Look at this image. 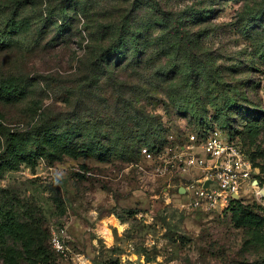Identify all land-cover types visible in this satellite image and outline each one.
<instances>
[{
    "label": "rangeland",
    "instance_id": "1",
    "mask_svg": "<svg viewBox=\"0 0 264 264\" xmlns=\"http://www.w3.org/2000/svg\"><path fill=\"white\" fill-rule=\"evenodd\" d=\"M42 1L44 9L56 0ZM162 2L183 14L179 30H170L173 18L164 27L153 24L157 18L150 6L131 20L147 46L138 59L155 61L148 67L137 65V58L110 73L90 65L83 7L93 19L106 15L99 25L118 30L123 14L116 9L130 5L117 7L116 0H75L78 10L68 8L72 21L63 31L39 25V39L28 36L17 45L5 40L7 47L0 49V207L16 216L23 232L20 241L0 243V264H32L24 242L39 230L50 249L54 236L64 247L41 264H264V199L255 198L258 189L248 191L239 211L254 215L255 222L242 225L232 206L192 207L201 171L169 163L191 152L193 133L185 119L176 117L160 68L172 59L183 62L190 50L183 45L179 53L159 55L161 46L174 44L179 34L200 38L197 54L208 52L225 85L222 100L209 99L206 117L229 130L264 185V0ZM0 4L6 5V16L14 8L8 0ZM198 10L203 17L189 22L188 14ZM4 19L0 15V23ZM123 79L128 83L121 89L117 83ZM6 84L25 89L26 95L15 100L4 95ZM233 97L235 103L225 110L229 105L223 103ZM44 124L59 133L76 132L74 148L88 147L91 135L108 136L103 141L110 153L75 159L60 147L54 156L35 153L33 162L8 153L9 133L23 142ZM164 126L170 136L163 150L171 152L165 161L150 159L149 134L155 130L163 138ZM194 152L203 155L200 148Z\"/></svg>",
    "mask_w": 264,
    "mask_h": 264
},
{
    "label": "trees",
    "instance_id": "2",
    "mask_svg": "<svg viewBox=\"0 0 264 264\" xmlns=\"http://www.w3.org/2000/svg\"><path fill=\"white\" fill-rule=\"evenodd\" d=\"M74 1L75 0H56L54 3H50L49 1L47 7L43 9L42 0H8L11 5L14 4V8L10 9L11 13L7 16L5 14L6 5L0 4L3 8L0 15L5 18L0 23V49L7 47L4 46L5 40L10 42L8 45H12L11 43L17 45L19 41L28 36L39 39L37 34L39 25L45 27L47 25H54L56 29L63 31L68 24H70V21H72L69 20L68 8L71 5L73 6ZM116 1L118 4L117 7H122L128 3L130 5L123 7L124 12L119 8L116 9L119 13L123 14V19L120 22L118 30H115L108 24L100 23L99 25L100 20L104 19L106 15H96L93 19V16L88 12L89 10L83 7L82 14L85 16V32L89 39L87 51L89 53L88 58H90V65L93 68L101 66L106 72L110 73L113 66L121 68L125 66V64H132L131 59L137 58L136 63L139 66L148 67L151 63L154 64V60L145 62L143 59H138L143 55L147 46L142 42L139 31L136 29L134 22L131 21L134 18L133 16H137L138 13H141L143 10L145 11V9L150 6L154 17L157 18L153 24H159L164 27L170 23L173 18L175 27L170 30H179L178 27L181 23L180 20L183 14L173 13L167 8L166 4H163L162 0ZM75 9L78 10L77 8ZM19 16H21V20L17 21ZM188 16L192 17L191 20H188L189 22L197 21L200 19L199 17H203L200 10L191 12ZM208 16L207 14L206 17ZM261 18V15H258L256 19ZM186 34H188V32H186ZM197 37L198 36H195V38L192 39L190 36L186 38L179 34L176 36L177 41H175L174 44L161 46L159 55H166L168 51L173 52L175 50L179 53L183 45L190 50V54L188 57L184 58L183 62H176L172 59L169 64L160 68V72H166V79H163V81L170 85L167 93L172 100L174 110L177 112V114H175L176 117L185 119L191 133L203 138L210 130L219 129L218 125L211 120L212 118H207L206 115L209 113V99L213 97L214 99H218V97H220V100H222L225 90L224 87L221 86L225 85L222 84L223 80L219 71L212 69L210 66V60L207 58L208 52L203 50V54H197L201 45V40ZM55 39L57 41L58 38L55 37ZM52 40L54 41L53 38ZM33 43L37 44L36 41ZM118 74L119 72L113 74L114 76L110 79L114 81L119 77ZM165 74H163V76H165ZM110 79L109 81H111ZM11 81H19L21 83V81L16 78H13ZM127 83L128 82L123 79L121 81L118 80L117 85L119 88L124 89ZM8 84L4 86V89H6L3 93L4 95L7 94V96L14 100L20 99L21 97L23 98L26 95L25 89L18 91ZM235 99L236 98L233 97L223 103L225 107L229 105L225 110L233 106L236 101ZM188 118H190V120ZM146 126L144 125L142 127L146 128ZM222 127L220 130L224 132L229 131L227 128L225 129ZM169 131L170 130L166 128V126L163 127V138L156 135L155 130L150 133L148 137V139L151 140L149 141V150L152 152L163 150L165 145L169 143ZM13 136L12 133H9L6 150H8V153L11 155L26 158L29 162L34 161L35 153L54 156L59 152L60 147L62 154L75 159L88 154L97 153L105 155L110 153L109 147H106L103 141L104 137L108 139V136L94 137L91 135L93 143L89 141L90 144L88 147L74 148L72 142L77 136L76 132L67 129L59 133L51 129L47 124L38 126L36 129L32 130L30 134H26V138L23 139V142ZM83 136L86 137V135ZM29 139L32 140L31 145L29 144ZM120 139L125 141L128 139V136H122ZM260 175H256L258 181ZM259 183L263 185L261 181H259ZM245 203L244 198H241L232 201L230 205L233 207L232 210L235 211V219L242 225L255 222V216L252 214H243L240 216L239 211L244 209ZM21 232L23 231L20 229L16 216L12 212L0 207V243H5L9 238L16 241L22 240ZM24 246L25 252L29 256L32 264H41L43 261L46 262L51 260V257H57L58 255L54 252L52 247L50 249L49 240H47L46 233L42 230H39L36 236L26 240Z\"/></svg>",
    "mask_w": 264,
    "mask_h": 264
},
{
    "label": "built area",
    "instance_id": "3",
    "mask_svg": "<svg viewBox=\"0 0 264 264\" xmlns=\"http://www.w3.org/2000/svg\"><path fill=\"white\" fill-rule=\"evenodd\" d=\"M198 148L203 150V155L194 152ZM170 150L158 152L146 150V154L150 159L165 161V153L171 152ZM188 150L191 152L185 157L174 156L169 163L179 161L186 168L201 171V179L198 181L199 187L195 191L192 207L207 210L228 208L232 201L245 198V195L250 193L248 191L254 193L256 189L258 191L254 193L255 198L258 201L264 199V185H261L256 178L259 170L256 171L251 160L245 156L228 133L214 129L203 138L192 134ZM208 181H211V184L206 187ZM235 195H239V199H235ZM51 245L58 253L64 252V247L57 236L52 238Z\"/></svg>",
    "mask_w": 264,
    "mask_h": 264
},
{
    "label": "water",
    "instance_id": "4",
    "mask_svg": "<svg viewBox=\"0 0 264 264\" xmlns=\"http://www.w3.org/2000/svg\"><path fill=\"white\" fill-rule=\"evenodd\" d=\"M211 184V181H208L207 183H206V187H208L209 185ZM181 192L183 193L184 191L183 190H181ZM235 199H239V195H235V197H234Z\"/></svg>",
    "mask_w": 264,
    "mask_h": 264
}]
</instances>
